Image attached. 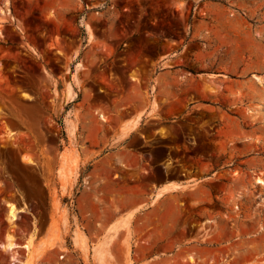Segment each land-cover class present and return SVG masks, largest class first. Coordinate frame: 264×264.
Listing matches in <instances>:
<instances>
[{
    "label": "rangeland",
    "instance_id": "rangeland-1",
    "mask_svg": "<svg viewBox=\"0 0 264 264\" xmlns=\"http://www.w3.org/2000/svg\"><path fill=\"white\" fill-rule=\"evenodd\" d=\"M14 262L264 264V0H0Z\"/></svg>",
    "mask_w": 264,
    "mask_h": 264
},
{
    "label": "bare ground",
    "instance_id": "bare-ground-1",
    "mask_svg": "<svg viewBox=\"0 0 264 264\" xmlns=\"http://www.w3.org/2000/svg\"><path fill=\"white\" fill-rule=\"evenodd\" d=\"M259 176H257V178H258ZM260 181H263L261 178H259V182ZM10 205V208H9V213H10V216H12V217H15V214L17 213V211H18V209H17V207H16V205H14L13 203H10L9 204ZM13 234H11V235H9V236H12ZM77 236H80L79 234L77 235ZM13 238H14V235H13ZM81 238V237H80ZM8 239V238H7ZM82 239V238H81ZM75 240H76V242L78 243L79 242V238L78 237H76L75 238ZM83 240V239H82ZM7 242H5V243H2V245H4V246H8V248H14V247H16L17 245H18V243L16 242V240H14V239H12V238H9L8 240H6ZM86 241V240H85ZM83 243H85L84 241H83ZM25 245H28L27 247H29V245H31V244H29V243H26V244H24V246ZM84 245V244H83ZM3 246V247H4ZM83 247H85V245L83 246ZM14 250V249H13ZM12 250V251H13ZM17 252V251H16ZM34 252V251H33ZM32 255V254H31ZM15 257V256H14ZM13 257V258H14ZM15 260H16V258H14ZM13 264H17V263H13Z\"/></svg>",
    "mask_w": 264,
    "mask_h": 264
},
{
    "label": "trees",
    "instance_id": "trees-1",
    "mask_svg": "<svg viewBox=\"0 0 264 264\" xmlns=\"http://www.w3.org/2000/svg\"><path fill=\"white\" fill-rule=\"evenodd\" d=\"M62 126H63V124H62ZM63 133H65V131L63 130Z\"/></svg>",
    "mask_w": 264,
    "mask_h": 264
}]
</instances>
